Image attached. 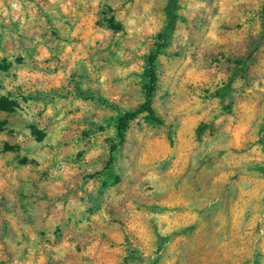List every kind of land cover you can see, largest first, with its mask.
I'll return each mask as SVG.
<instances>
[{
    "label": "rangeland",
    "instance_id": "374dc122",
    "mask_svg": "<svg viewBox=\"0 0 264 264\" xmlns=\"http://www.w3.org/2000/svg\"><path fill=\"white\" fill-rule=\"evenodd\" d=\"M0 97V264H264V0H0Z\"/></svg>",
    "mask_w": 264,
    "mask_h": 264
},
{
    "label": "trees",
    "instance_id": "16d2710c",
    "mask_svg": "<svg viewBox=\"0 0 264 264\" xmlns=\"http://www.w3.org/2000/svg\"><path fill=\"white\" fill-rule=\"evenodd\" d=\"M167 30L159 34V42L156 44V48L153 53L149 54L147 57V65H148V73H147V83L145 85V94H144V102L135 110L126 112L118 118V122L116 125L117 135L122 140L123 133L126 130L128 123L132 120L135 113L138 111L147 112L148 116L156 121H159V118L155 115L152 106L151 99L152 95L156 89L157 85V75L154 69V63L156 61V57L160 53L161 48L163 47L164 38L166 36ZM3 99L0 97V100ZM6 103L10 102L7 98L3 99ZM7 108L6 104L0 103V109L5 110ZM2 123L0 122V126Z\"/></svg>",
    "mask_w": 264,
    "mask_h": 264
}]
</instances>
